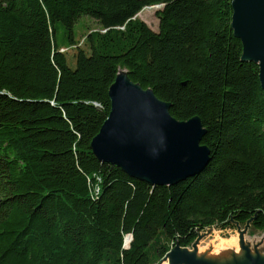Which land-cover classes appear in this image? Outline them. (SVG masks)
I'll list each match as a JSON object with an SVG mask.
<instances>
[{
    "label": "trees",
    "instance_id": "trees-1",
    "mask_svg": "<svg viewBox=\"0 0 264 264\" xmlns=\"http://www.w3.org/2000/svg\"><path fill=\"white\" fill-rule=\"evenodd\" d=\"M231 2L0 0V264H158L209 227L264 231V92ZM154 4L157 29L138 16ZM121 69L201 118L199 172L152 185L97 159Z\"/></svg>",
    "mask_w": 264,
    "mask_h": 264
},
{
    "label": "water",
    "instance_id": "water-1",
    "mask_svg": "<svg viewBox=\"0 0 264 264\" xmlns=\"http://www.w3.org/2000/svg\"><path fill=\"white\" fill-rule=\"evenodd\" d=\"M231 5V26L242 44L241 58L257 63L264 92V0H232ZM108 94L110 110L90 141L97 159L116 164L128 175L152 185L173 184L199 172L207 163L209 147L201 143L205 128L198 115L187 119L174 117L169 101L159 98L151 87L131 80L125 69L117 72ZM251 219L243 229L238 223L236 226L243 258L221 263L198 256L199 232L192 248L175 243L161 261L167 259L168 264H264V255L257 251L251 254V249L258 248H251L245 241Z\"/></svg>",
    "mask_w": 264,
    "mask_h": 264
},
{
    "label": "rangeland",
    "instance_id": "rangeland-1",
    "mask_svg": "<svg viewBox=\"0 0 264 264\" xmlns=\"http://www.w3.org/2000/svg\"><path fill=\"white\" fill-rule=\"evenodd\" d=\"M160 6L161 5L159 4L145 6L144 8L140 10V12H138V16L142 18L152 29L158 28V17L155 14V10L159 8ZM87 18H88L87 15H81L79 17L77 24H75L74 26L75 37L77 38L80 37V33H82L83 31L82 26H81L82 23L88 24L90 21V24L93 25V21L90 19L88 20ZM71 51L72 49L70 48L68 55ZM38 54L39 52L36 46H32L28 54V61L36 62L38 58ZM69 63L71 65H73L74 63L73 59H71L70 57H69ZM26 76L30 79L36 78L35 74H30L28 72H26ZM240 228L243 229V226ZM238 239H239V233H238L237 227L232 228V229L230 228L221 229L217 227H209L206 230L200 232V237L198 241L196 242L199 248L198 253H200L199 255H201L202 253V255L204 254L206 257L212 260L225 263L226 260L233 259L232 255L233 254L235 255L236 252L238 255L242 253V249L239 246ZM245 241L251 246V248L256 246L260 250L261 254L264 255V231H258V230L250 231V227L248 226L245 232ZM223 242H226V244L228 243L227 245H229L230 243L231 246L224 247ZM189 248H192V246H190ZM226 253H229V254L232 253V255H229V254L226 255ZM162 261H160L158 264H162L161 263Z\"/></svg>",
    "mask_w": 264,
    "mask_h": 264
},
{
    "label": "bare ground",
    "instance_id": "bare-ground-1",
    "mask_svg": "<svg viewBox=\"0 0 264 264\" xmlns=\"http://www.w3.org/2000/svg\"><path fill=\"white\" fill-rule=\"evenodd\" d=\"M128 241H129V238L126 240V244L128 243ZM227 244H228V243H227ZM227 244H226V242H223L224 247H225V246H231L230 243H229V245H227ZM236 245H237V244H236ZM228 248H229V247H228ZM236 248H237V247H236ZM198 249H199V248H198V246H197V251H198ZM223 249H224V248H223ZM233 249H234V248H233ZM229 251H230V250H229ZM256 251H257L260 255L263 256V254H261V252H260L259 249H256V250L251 249V254L254 255V254L256 253ZM230 252H231V251H230ZM235 252H236V251H235ZM232 253H233V252H232ZM232 253H231V254L226 253V255H227V254L232 255ZM242 253H243V250H242ZM242 253H241L240 255H238L237 252H236L235 255H234V254L232 255V258H243V257H244V253H243V254H242ZM199 254H200V253L197 252V255H198V256H205L204 254L202 255V253H201V255H199ZM219 255H220V254H219ZM223 256H224V255H223ZM161 263H162V264H168L167 259H164Z\"/></svg>",
    "mask_w": 264,
    "mask_h": 264
}]
</instances>
